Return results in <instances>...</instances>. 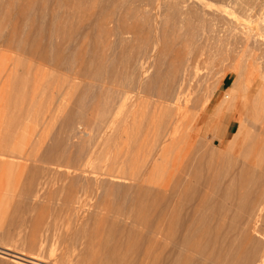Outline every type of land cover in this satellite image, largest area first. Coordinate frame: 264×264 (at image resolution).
<instances>
[{
  "label": "rangeland",
  "instance_id": "1",
  "mask_svg": "<svg viewBox=\"0 0 264 264\" xmlns=\"http://www.w3.org/2000/svg\"><path fill=\"white\" fill-rule=\"evenodd\" d=\"M237 2L245 1L0 0V264H262L264 117L259 118L262 125L247 121L250 142L230 153L241 122L235 115H217L218 102L239 77L248 89L240 111L264 90V34L257 31L264 25V12L252 15ZM184 73L183 106L177 104V94L174 98L176 91L166 94V88ZM206 99L210 103L203 110ZM261 104L264 112V97ZM176 124L182 126L180 143L162 150L159 171L146 176L143 169L142 183L118 181L134 178L130 168L135 158ZM213 154H224V159ZM166 179L172 184L167 195L177 186L184 202L193 201L198 218L207 215L213 238L225 234H218L219 244L209 241L202 255L193 253L182 262L171 257L172 237L166 250L154 225L147 226L146 219L154 220L155 213L143 214L138 207L139 201L157 203ZM82 186L90 191L84 193ZM213 222L223 230L217 232ZM225 223L234 230L228 233ZM200 227L197 233L204 235L201 231L208 230ZM229 240L234 247L225 255L241 249L240 260L209 257L228 247Z\"/></svg>",
  "mask_w": 264,
  "mask_h": 264
},
{
  "label": "bare ground",
  "instance_id": "2",
  "mask_svg": "<svg viewBox=\"0 0 264 264\" xmlns=\"http://www.w3.org/2000/svg\"><path fill=\"white\" fill-rule=\"evenodd\" d=\"M116 1V0H115ZM118 1V0H117ZM175 1V0H174ZM237 1H241V0H237ZM245 2H243L242 4H240V3H236V5L238 6V5H240L241 7H242V10H244L245 12H247V11H249L250 13H251V11H252V15H255V16H257V14H260V12H264V1L263 2H259V0H251L250 2L249 1H246V0H244ZM262 1V0H261ZM246 2H248V3H246ZM176 3V2H175ZM198 4V3H197ZM183 5V4H182ZM167 6V5H166ZM236 7V6H235ZM164 8V7H163ZM240 8V7H239ZM180 9V8H179ZM195 9V8H194ZM237 9V8H236ZM178 10V9H177ZM241 10V11H242ZM175 11V10H174ZM177 12H180V10H178ZM244 14V13H243ZM251 15V16H252ZM240 16V15H239ZM249 16V18L251 17L250 15H248ZM264 16V15H263ZM175 17V16H174ZM183 17V16H182ZM188 17H190V16H188ZM187 17V18H188ZM205 17V16H204ZM258 17H260V16H258ZM177 18V17H176ZM175 18V19H176ZM251 18H253V17H251ZM210 19V18H209ZM185 20V19H184ZM190 20V19H189ZM253 20V19H252ZM254 20H255V18H254ZM178 21V20H177ZM180 21V20H179ZM183 21V20H182ZM187 21H188V19H187ZM231 21V20H230ZM259 21V20H258ZM257 21V22H258ZM225 23V22H224ZM223 23V24H224ZM220 24V23H219ZM238 24V23H237ZM262 24H263V21H262ZM236 25V24H235ZM240 25V24H239ZM248 25V24H247ZM255 25V24H254ZM257 25V24H256ZM258 25H259V23H258ZM220 27V26H219ZM238 28H240V27H238ZM250 29V28H249ZM258 29L260 30V31H262L263 32V34H264V25H262V26H260V27H258L257 28V31H258ZM125 30V29H124ZM136 31V30H135ZM139 31V30H138ZM173 32V31H172ZM241 32V31H240ZM247 32V31H246ZM134 33H136V32H134ZM139 33V32H138ZM193 33V32H192ZM205 33V32H204ZM227 33V32H226ZM258 33H259V31H258ZM247 34V33H246ZM228 35V34H227ZM245 35V34H244ZM248 35V34H247ZM253 35V34H252ZM255 35H257V34H255ZM260 35V34H259ZM259 35H258V37H259ZM178 36V35H177ZM263 36V35H262ZM168 37V36H167ZM184 37H186V36H184ZM252 37H254V36H252ZM256 37V36H255ZM177 38V37H176ZM243 38V37H242ZM259 38H262V37H259ZM185 39V38H184ZM199 39V38H198ZM244 39H246V36L244 37ZM247 39H248V37H247ZM252 39H255V38H252ZM142 40V39H141ZM242 41H244V40H242ZM259 41V40H258ZM258 41H257V43H258ZM262 41H263V38H262ZM244 42H246V41H244ZM249 41H247V43H248ZM261 42V41H260ZM147 43H150V41L149 42H147ZM185 43V42H184ZM184 43H181V45L182 44H184ZM202 43V42H201ZM246 43V44H247ZM263 43V42H262ZM167 44H169V43H167ZM241 45H242V43H241ZM165 46V45H164ZM170 46V45H169ZM250 46V45H249ZM252 46V45H251ZM166 47V46H165ZM199 47V46H198ZM239 47V46H238ZM262 47H264V46H262ZM200 48V47H199ZM35 49V48H34ZM143 49V48H142ZM183 49V48H182ZM262 49H264V48H262ZM138 50V49H137ZM192 50V49H191ZM167 51V50H166ZM228 51V50H227ZM177 52V51H176ZM187 52H189L188 50H187ZM203 52V51H202ZM174 53V52H173ZM195 53V52H194ZM228 53V52H227ZM241 53V52H240ZM236 54V53H235ZM238 54V53H237ZM167 55V54H166ZM180 55H181V53H180ZM264 56V55H263ZM138 57V56H137ZM179 57H181V56H179ZM179 57L177 58V60L179 59ZM209 57V56H208ZM262 57V56H261ZM163 58V57H162ZM195 58V57H194ZM230 59V58H229ZM259 59V58H258ZM257 59V60H258ZM263 59V58H262ZM182 60V59H181ZM210 60V59H209ZM233 60V59H232ZM260 60V59H259ZM205 60H203V62H204ZM211 61V60H210ZM179 62H180V60H179ZM187 62V61H186ZM258 62V61H257ZM264 62V61H263ZM206 63V62H205ZM216 63V62H215ZM258 64H260V63H258ZM261 64H262V62H261ZM211 65V64H210ZM209 65V66H210ZM264 65V64H263ZM128 67V66H127ZM176 67H178V66H176ZM136 68V67H135ZM179 68V67H178ZM181 68V67H180ZM210 69V68H209ZM208 69V70H209ZM176 70V69H175ZM173 71V70H172ZM179 71V70H178ZM225 72V71H224ZM175 73H176V71H175ZM208 73H210V71L208 72ZM169 73H167V75H168ZM173 74V73H172ZM179 75H180V73H179ZM178 75V76H179ZM188 75V74H187ZM191 75V74H190ZM205 75V74H204ZM211 75V74H210ZM171 76V75H170ZM175 76V75H174ZM199 76V75H198ZM202 76V75H201ZM126 77V76H125ZM188 76H186V74L184 73V76L182 75V76H179V77H173L174 78V81H173V79L171 80V81H173L174 82V84L171 82V84H173L172 86H171V88L168 86L166 89H168L167 90V92H166V94H168L169 93V91H173V90H175L176 91V93H174V95L175 94H177V97H176V95L174 96V98L176 97V102H177V104H179L180 105V103L182 104V103H184V102H182V101H184L185 99H186V97H185V99L183 100V98L181 99L180 97L181 96H183V94H182V92H183V90L186 88V86L187 85H185V82H186V78H187ZM192 77V76H191ZM128 78V77H127ZM163 78V77H162ZM193 78V77H192ZM191 78V79H192ZM164 79V78H163ZM166 79V78H165ZM118 80V79H117ZM205 81V80H204ZM203 81V82H204ZM247 81V80H246ZM201 82V81H200ZM167 83V82H166ZM187 83V82H186ZM245 80H243V78H241V77H239V79H237L236 81H235V83H234V86L232 87V89H231V92H230V94L229 95H226V94H224V95H226V96H224L225 97V99L224 100H222L219 104H218V108H217V115H219L218 116V119H220L222 116H224V114H231V115H235V119L237 120H239L240 122H241V130H239V132H238V134L237 135H235V137H234V139L232 140V142L230 143V146H229V152L230 153H233V152H235V153H237V150H239V149H242V148H244V146H246L247 145V143L248 142H250V139H251V137H252V133L250 132V130L247 128V127H249V124L247 123V121H249V122H252L253 124H255V125H262L260 122H259V117H260V115H256V116H253V114H254V110H255V107L256 106H253L252 108H250V110H247V111H240L239 109H240V107H241V105L243 104L242 103V100H245L246 101V99L247 98H245V96L243 95V93H245V92H247L248 91V89L246 88V86H245ZM167 84H169V83H167ZM190 84V83H189ZM188 84V85H189ZM150 86V85H149ZM185 86V87H184ZM120 87V86H119ZM192 87V86H191ZM198 87V86H197ZM199 87H200V84H199ZM193 88V87H192ZM191 88V89H192ZM205 88V87H204ZM165 89V90H166ZM169 89H171V90H169ZM137 90V89H136ZM151 90V89H150ZM149 90V91H150ZM163 89H160V91H162ZM185 90H187V88L185 89ZM185 90H184V92L183 93H185V95H186V93L187 92H185ZM197 90V89H196ZM245 90V91H244ZM121 91V90H120ZM158 91H159V89H158ZM189 91H191V90H189ZM195 91V90H194ZM127 92V91H126ZM142 93V92H141ZM170 94V93H169ZM247 94V93H246ZM245 94V95H246ZM139 95V94H138ZM192 94L190 93V95L189 96H191ZM195 95V94H194ZM153 96V95H152ZM165 96H167V95H165ZM156 97V96H155ZM168 97V96H167ZM170 97V96H169ZM184 97V96H183ZM262 97H264V90L261 92V94H259V96H258V99H257V101L259 102V101H261L262 100ZM173 98V97H172ZM174 98L173 99H171V100H174ZM188 98V97H187ZM243 98V99H242ZM120 99V98H119ZM189 99V98H188ZM192 99V98H191ZM200 99V98H199ZM161 100V99H160ZM168 100V99H167ZM174 100V101H175ZM207 100V99H206ZM170 101V100H169ZM173 101V102H174ZM191 100L189 99L188 101H186L188 104H190L191 102H190ZM193 101V100H192ZM172 102V101H171ZM172 102V104H174ZM195 102V101H194ZM170 103V102H169ZM199 103V102H198ZM202 103V102H201ZM209 103H210V100H207L204 104H203V110L209 105ZM196 104V103H195ZM116 105V104H115ZM183 106H184V104H182ZM198 105V104H197ZM178 106V105H177ZM201 106V105H200ZM188 107H191V104L189 105V106H187V108ZM134 108V107H133ZM172 108V107H171ZM180 108V107H179ZM183 111H184V109L183 108H181ZM188 110V109H187ZM192 110H194L193 109V106H192ZM182 111V112H183ZM195 111V110H194ZM185 112H187V111H185ZM203 112V111H202ZM180 113V112H179ZM181 114V113H180ZM216 115V116H217ZM179 116V115H178ZM181 116H182V114H181ZM192 117V116H191ZM261 117H264V113L262 114V116ZM140 118V116L138 115V118H137V120H141V119H139ZM199 119V118H198ZM178 120V119H177ZM187 120H189V119H187ZM191 120V119H190ZM70 121V120H69ZM74 121V120H73ZM192 121V120H191ZM220 121V120H219ZM118 122V121H117ZM140 121H138V123H139ZM205 122V121H204ZM161 123H163V122H161ZM162 125H164V124H162ZM161 125V126H162ZM192 125H193V123H192ZM195 125H197V124H195ZM201 125V124H200ZM202 125H203V123H202ZM68 126V125H67ZM194 126V125H193ZM114 127V126H113ZM168 127H169V125L167 124V126H165L164 128L165 129H168ZM181 125L179 126L178 124H176V126H174V127H170L169 129V133H167L168 135H165L164 137H162L163 135L161 134L160 135V138H159V143H158V141L155 143V145H153V147L157 150L160 146H161V150L159 151L158 150V153L155 151V149L154 148H150V149H145L144 151H143V154L141 155V154H139L136 158H135V160H134V162H132V165H131V168H130V170L132 169V173H133V176H134V178H124V177H119L118 178V181H125V182H127V181H141V183H142V181H143V179L141 178V176H140V174H141V171L143 172V169H144V171L146 172V176H148L149 174L150 175H152L154 172H156V171H159V163H161L160 161H162L163 160V157L161 156L162 155V150L163 149H166L167 147H168V145H172V144H174V145H178L179 143H180V140H179V133H180V130H181ZM188 127V126H187ZM198 128H199V124H198V126H197ZM202 127V126H201ZM259 128V127H258ZM189 129V128H188ZM193 129H195V128H193ZM191 130V129H190ZM187 131V130H186ZM188 132V131H187ZM186 133V132H185ZM187 134H189V133H186V136L185 137H189V136H187ZM194 134V133H193ZM182 136V135H181ZM180 136V137H181ZM195 136V135H194ZM183 137V136H182ZM199 138V137H198ZM196 139V138H195ZM232 139V138H231ZM198 140V139H197ZM187 141V140H186ZM190 140L188 139V142H189ZM194 141V140H193ZM192 141V142H193ZM184 143V142H183ZM160 144V145H159ZM185 144H187V142L185 143ZM184 144V145H185ZM188 144H190V142L188 143ZM193 144V143H192ZM250 144V143H249ZM143 145H146V143H141L140 144V146L142 147ZM185 146H187V145H185ZM184 146V147H185ZM193 147H194V145H193ZM58 148V147H57ZM53 149V148H52ZM183 149V148H182ZM187 150V149H186ZM118 151V150H117ZM193 151V150H192ZM202 152V151H201ZM192 153V152H191ZM203 153V152H202ZM224 153V152H223ZM51 154H52V151H51ZM189 154H190V151H189ZM222 154V153H221ZM49 155V154H48ZM202 155V154H201ZM205 155V154H204ZM203 155V156H204ZM214 155V154H213ZM224 155V154H223ZM222 155V156H223ZM188 156V155H187ZM215 156V155H214ZM222 156H220L219 157V155L217 156V157H219L220 158V160L222 161V159H224V157H222ZM179 157H180V155H179ZM206 158V160L207 161H209L208 159H207V156H205ZM216 157V156H215ZM215 157H211L212 159H214ZM216 157V158H217ZM221 157H222V159H221ZM46 158V157H45ZM66 158V157H65ZM193 157H191V159H192ZM209 158V157H208ZM49 159V158H48ZM194 159V158H193ZM192 159V160H193ZM202 159H203V157H202ZM210 159V158H209ZM254 159V158H253ZM65 160V159H64ZM72 160H74V159H72ZM182 160V159H181ZM185 160V159H184ZM198 160V159H197ZM205 160V161H206ZM237 160V159H236ZM152 161V162H151ZM188 161V160H187ZM196 161V160H195ZM199 161H201V158H200V160ZM225 161V160H224ZM48 162H50V160L48 161ZM53 162V161H52ZM189 162H190V160H189ZM198 162V161H197ZM250 162V164H251V162H253V161H249ZM249 162H248V164H249ZM56 163V162H55ZM174 163V162H173ZM178 163V162H177ZM204 163V162H203ZM58 164H60V163H58ZM71 164V163H70ZM211 164H212V162H211ZM223 164V163H222ZM229 164V163H228ZM116 166H117V164H115ZM113 167L112 169H114V171L113 172H115V173H117L118 172V169H117V167ZM217 166V165H216ZM221 166V165H220ZM76 167H77V165H76ZM177 167V166H176ZM175 167V168H176ZM186 167V166H185ZM196 167V166H195ZM201 167H202V165H201ZM219 167V166H218ZM225 167V166H224ZM33 168V167H32ZM178 168V167H177ZM209 168H211V166L209 167ZM215 168V167H214ZM30 169H31V167H30ZM46 169V168H45ZM173 169V168H172ZM184 169V168H183ZM188 168H186V170H187ZM207 169V168H206ZM213 169V168H212ZM44 170V169H43ZM177 170V169H176ZM176 170L174 171V172H176ZM185 170V169H184ZM210 170V169H209ZM31 171V170H30ZM121 173H123L124 171L121 169V170H119ZM213 171V170H212ZM42 172V170L40 171V173ZM47 172V171H46ZM108 172H112V170H110V171H108ZM145 172H143L142 173V175L145 173ZM210 172V171H209ZM215 172V171H214ZM241 172V171H240ZM262 172H263V170H262ZM51 173V172H50ZM172 173V172H171ZM177 173V172H176ZM179 173V172H178ZM195 173V172H194ZM80 174H81V172H80ZM199 174V173H198ZM201 174H202V172H201ZM50 175V174H49ZM63 175V174H62ZM61 175V176H62ZM82 175H83V172H82ZM168 175H170V173L168 174ZM208 175H209V173H208ZM33 177H34V175H32ZM84 176V175H83ZM86 176V175H85ZM84 176V177H85ZM88 176V175H87ZM91 176V175H90ZM93 176V175H92ZM177 177H180L179 176V174L178 175H176ZM176 176H174V177H176ZM195 176V175H194ZM193 176V177H194ZM201 176V175H200ZM54 177V176H53ZM83 177V178H84ZM172 176H170V178H171ZM186 177V176H185ZM197 177H198V175H197ZM196 177V178H197ZM31 178V177H30ZM48 178V177H47ZM86 178V177H85ZM85 178L83 179V180H85ZM110 178H112V177H110ZM206 178V177H205ZM116 179V178H115ZM174 179H176V178H173V180ZM179 179H181V178H179ZM192 179V178H191ZM258 179H259V177H258ZM261 179V178H260ZM262 179H263V177H262ZM36 180V179H35ZM48 180V179H47ZM87 180V179H86ZM114 180V179H113ZM167 180V181H166ZM165 180V182H164V184L162 185L163 186V192H162V188H161V194H159L158 193V195L156 196V199L158 200V202L157 203H155V200H151V202H147V204L143 201H139V204H138V207H139V209L143 212V214L144 213H148L149 212V214L150 213H152L153 215L152 216H154V213H155V216L154 217H156V218H154V220L152 219V218H149V219H146L147 220V222H146V220H144V222H146L147 223V226L148 225H150V226H152V225H154L153 226V228L154 229H156V231H158L159 233V235L158 236H160V239H163V242L165 241L166 243L164 244V245H166V244H168V245H172V247L171 246H168V245H166V246H164L165 247V249L166 250H168V247H171V249H172V251H171V257H173L172 255H175V257L174 258H176V260L178 261V262H182L183 260H187L188 258H190V256H192L191 254H193V253H195V254H199V255H202L203 254V249L206 247H209V246H205V244H210L209 243V241H212L213 240V245H215V244H217L218 242H217V240L219 241V236L221 235V233H218V234H220L219 236H218V234L216 235V237L215 238H213V235L210 233V230H208L207 228H206V226L208 227L209 226V218L208 217H206L207 215H204L205 217H201V218H198V217H200V216H198L197 214H199V213H197L198 211H194L193 210V204H191V202L193 203V201L191 200V201H187L186 200V202H184V198H181V196L176 192V191H178L177 189V186L176 185H178V183H176V185L174 184V186H176L175 187V189L176 190H174V189H172V190H174V191H172L171 193H169V195H167V190H168V188L169 187H171V179H166ZM194 180H197V179H194ZM194 180H192V181H194ZM32 181H33V178H32ZM72 181H73V179H72ZM89 181V180H88ZM87 181V182H88ZM99 181V180H98ZM175 181V180H174ZM207 181V180H206ZM51 182V181H50ZM61 182V181H60ZM64 182V181H63ZM87 182H86V184H87ZM97 182V181H96ZM176 182H178V181H176ZM179 182H181V181H179ZM201 182V181H200ZM253 182H254V180H253ZM29 183H31V182H29ZM54 183V182H53ZM73 183V182H72ZM85 183V182H84ZM153 183V182H152ZM172 183H173V181H172ZM175 183V182H174ZM182 183V182H181ZM189 183H191V181L189 182ZM196 183V182H195ZM263 183H264V181H263ZM57 184V183H56ZM80 184V183H79ZM82 184V183H81ZM90 184H92V182L90 183L89 182V184H88V188H90L89 187V185ZM180 184V183H179ZM206 184V183H205ZM259 184H260V182H259ZM30 185V184H29ZM34 185V184H33ZM71 185V184H70ZM95 185H96V183H95ZM146 185H148V184H146ZM156 185V184H155ZM208 185V184H207ZM231 185V184H230ZM245 185V184H244ZM261 185V184H260ZM40 186V185H39ZM41 186H42V184H41ZM51 186V185H50ZM54 186V185H53ZM92 186V185H91ZM100 186H101V184H100ZM99 186V187H100ZM140 186H142V185H139V187ZM144 186L145 185H143L142 187H140L141 189L142 188H144ZM154 186V185H153ZM52 187V186H51ZM80 187H81V185H80ZM79 187V189H81ZM86 187H87V185H86ZM96 188H97V186H95ZM99 187H98V189H99ZM104 186H102V188H103ZM185 187V186H184ZM237 187V186H236ZM240 187V186H239ZM257 187H259V186H257ZM256 187V188H257ZM43 187H41V189H42ZM69 188V187H68ZM71 189H70V193H72L73 192V190H74V192L73 193H75L76 191H75V189H73V186L71 185V187H70ZM140 188H138L139 189V191H140ZM185 188H187V187H185ZM206 188V187H205ZM224 188V187H223ZM234 188V187H233ZM251 188V187H250ZM26 189V188H25ZM28 189V188H27ZM32 189V188H31ZM40 188L38 187V191H40L39 190ZM46 189V188H45ZM78 189V188H77ZM83 189H85L83 186H82V190ZM91 189V188H90ZM90 189L89 190H83V191H85L84 193H86L87 191L89 192L90 191ZM95 189V188H94ZM101 189V188H100ZM99 189V190H100ZM153 189V188H152ZM158 189H160V188H157V190ZM189 189V188H188ZM200 189H201V187H200ZM229 189V188H228ZM262 189V188H261ZM260 189V190H261ZM30 190V189H29ZM36 190V191H37ZM56 190H60V189H56ZM61 190H64L63 188L61 189ZM82 190H80V193L82 192ZM147 189H145V190H143V192L144 191H146ZM156 190V189H155ZM206 190V189H205ZM246 190V189H245ZM249 190V189H248ZM248 190H247V192H248ZM252 190H253V188H252ZM21 191H23V189L21 190ZM65 191V190H64ZM179 191H180V189H179ZM190 191V190H189ZM200 191V190H199ZM233 191V190H232ZM257 191H259V190H257ZM263 191V190H262ZM31 192H33V191H31ZM41 192H42V190H41ZM47 192V191H46ZM60 192V191H59ZM69 192V191H68ZM94 192V191H93ZM96 192V191H95ZM154 192V191H153ZM153 192H151L152 194H153ZM158 192H159V190H158ZM240 192V191H239ZM245 192V191H244ZM246 192V193H247ZM255 192V191H254ZM261 192V191H260ZM38 193V192H37ZM52 193V192H51ZM63 193V192H62ZM72 193V194H73ZM78 193V192H77ZM76 193V194H77ZM83 193V192H82ZM140 193H141V191H140ZM226 193V192H225ZM249 193H251V192H249ZM249 193H247V194H249ZM262 193H264V192H262ZM261 193V194H262ZM19 194V193H18ZM46 194V193H45ZM72 194H71V196H72ZM145 194H148L147 193V191L145 192ZM207 194V193H206ZM232 194V193H231ZM22 195V194H21ZM50 195V194H49ZM55 195H56V192H55ZM78 195H79V193L75 196V199H76V197H78ZM150 193L148 194V197H150ZM155 195H156V193H155ZM154 195V196H155ZM179 195V196H178ZM243 195V194H242ZM28 196H29V194H28ZM51 196H53V195H51ZM59 196V195H58ZM61 196V195H60ZM69 197H70V195H68ZM73 196H74V194H73ZM159 196V197H158ZM247 196V195H246ZM256 196V195H255ZM259 196V195H258ZM22 197V196H21ZM48 197V196H47ZM55 197V196H54ZM64 197H66V196H64ZM64 197H63V199H64ZM139 197V196H138ZM226 197V196H225ZM17 198V197H16ZM50 198H52V197H50ZM56 198V197H55ZM71 198V197H70ZM73 198V197H72ZM134 198V197H133ZM154 198V197H153ZM180 198H181V201H180ZM243 198V197H242ZM250 198V197H249ZM62 199V198H61ZM74 199V198H73ZM141 199V198H140ZM139 199V200H140ZM146 199V198H145ZM155 199V198H154ZM183 199V200H182ZM205 199V198H204ZM245 199H246V197H245ZM244 199V200H245ZM65 200H67V199H65ZM133 200V199H132ZM135 201H138L137 200V198L136 199H134ZM189 200V199H188ZM207 200V199H206ZM249 200V199H248ZM62 201V200H61ZM70 201V200H69ZM72 201V200H71ZM74 201V200H73ZM72 201V202H73ZM183 201V202H182ZM211 201V200H210ZM257 201V200H256ZM261 201V200H260ZM64 202V201H63ZM188 202H189V205H188ZM248 202V201H247ZM259 202V201H258ZM67 203V202H66ZM69 203V202H68ZM118 203V202H117ZM131 203V206H133V204H136L137 205V203H133L132 204V202H130ZM129 203V204H130ZM212 203V202H211ZM255 203V202H254ZM71 204V203H70ZM201 204V203H200ZM241 204H243V203H241ZM240 204V205H241ZM257 204H259V203H257ZM66 205V204H65ZM135 205V206H136ZM140 205V206H139ZM157 206V209H156V206ZM196 205V204H195ZM256 205V204H255ZM18 206V205H17ZM16 206V207H17ZM201 206V205H200ZM262 206H264V205H262ZM69 207V206H68ZM118 207H120V206H118ZM137 207V206H136ZM240 208V207H239ZM245 208H247V207H245ZM125 209V208H124ZM128 209H129V207H128ZM150 209H152L151 211H149ZM195 209H197V208H195ZM241 209V208H240ZM126 210V209H125ZM153 210L155 211V212H153ZM116 211V210H115ZM119 211H120V209H119ZM131 211V210H130ZM136 211H138V209L136 210ZM218 211V210H217ZM123 212V211H122ZM133 212V211H132ZM219 212V211H218ZM230 212V211H229ZM118 213V212H117ZM128 213V212H127ZM197 213V214H196ZM215 213V212H214ZM255 213V212H254ZM119 214V213H118ZM122 213H120V215H121ZM124 214V213H123ZM126 214V213H125ZM124 214V215H125ZM216 214V213H215ZM218 214H221V216H223L222 214V212L221 213H218ZM240 214V213H239ZM128 215V214H127ZM138 215H140V213L138 212ZM142 215V214H141ZM255 215V214H254ZM211 216H212V214H211ZM230 216V215H229ZM129 217V216H128ZM219 217V216H218ZM250 217V216H249ZM256 217V216H255ZM132 218V217H131ZM134 218V217H133ZM144 218V217H143ZM146 218H147V216H146ZM213 218H214V216H213ZM213 218H211L212 220H214ZM216 218V217H215ZM225 218V217H224ZM135 219V218H134ZM211 219H210V222H211ZM217 219V218H216ZM219 219V218H218ZM223 219V218H222ZM246 219V218H245ZM149 220H152V221H150L149 222ZM220 220V219H219ZM233 220H234V218H233ZM232 220V221H233ZM237 220V221H236ZM235 220V222H238V219H236ZM135 221V220H134ZM138 221V219H136V221L135 222H137ZM140 221V220H139ZM225 221V220H224ZM230 221V220H229ZM231 221V222H232ZM135 222H133V223H135ZM234 222V221H233ZM137 223H139V222H137ZM143 222L141 221V224H142ZM214 223V225L216 224L215 222H213ZM213 223H210V224H213ZM227 223V222H226ZM225 223V227H228V226H226V225H228V224H226ZM136 224V223H135ZM218 224V223H217ZM217 224L215 225V227L213 226V228H216V226H217ZM221 224V223H220ZM236 224V223H235ZM234 224V225H235ZM257 224V223H256ZM200 225L202 226V227H205L206 228V230H208V231H204L205 229H201L202 231L201 232H203V234L204 235H200L201 233H200V231H199V229L201 228L200 227ZM200 228H199V227ZM221 226H222V224H221ZM238 226V225H237ZM210 228H211V226H209ZM208 227V228H209ZM234 227V226H233ZM242 227V226H241ZM198 228V229H197ZM218 228H219V230L217 231V232H221L222 230H223V228H222V230H221V228L219 227V225H218ZM231 228V227H230ZM229 227H228V233H230L231 231H229V230H234V228H231L230 229ZM212 229V228H211ZM216 229L214 230V232L216 231ZM151 230H153L152 228H151ZM130 231V230H129ZM154 231V230H153ZM152 231V232H153ZM197 231H199V233L200 234H198L197 233ZM212 231V230H211ZM133 232V231H132ZM213 232V231H212ZM216 232V233H217ZM224 232H226V231H224ZM233 232H235V231H233ZM223 233V232H222ZM151 235V234H150ZM157 235H155V236H157ZM222 235H224L225 236V234L223 233ZM221 235V237H223ZM246 235V234H245ZM152 236H154L153 234H152ZM152 236H150V237H152ZM154 236V237H155ZM158 236H157V238H158ZM217 236H218V238H217ZM230 236V235H229ZM239 236H240V234H239ZM163 237V238H162ZM168 237H169V239H168ZM170 237H172V239L170 238ZM156 237H155V241H156V239H157ZM166 238V239H165ZM224 238V237H223ZM223 238H220V239H222L223 240ZM150 239H152V238H150ZM171 239V241L173 240V242L171 243V241H169L170 242V244H169V242L167 241V240H170ZM254 239V238H253ZM158 240V239H157ZM225 240H226V238H225ZM224 240V241H225ZM249 240V239H248ZM153 241V240H152ZM162 241V240H161ZM216 241V242H215ZM160 242V241H159ZM168 242V243H167ZM205 242V243H204ZM215 242V243H214ZM228 242V241H227ZM231 241L229 240V244H228V247H226L227 245H225V247H224V250L222 249V251H220L221 250V247L220 248H218V249H220L218 252H220V253H214V251L213 252H210V255H209V257L210 258H214V260L217 258V259H219V260H221V261H223V262H227L229 259H231L230 257H232L233 256V254H231L232 253V250H231V248H232V246L234 247V244L232 245V243H230ZM245 242H248V241H245ZM244 242V243H245ZM220 243V242H219ZM218 243V244H219ZM221 243H222V241H221ZM224 243H226V242H223V245H224ZM242 243V242H241ZM244 243H242L243 245H244ZM251 243V242H250ZM160 244V243H159ZM227 244V243H226ZM237 244V243H236ZM246 244V243H245ZM161 245V244H160ZM212 245V244H211ZM217 246V245H216ZM236 246V245H235ZM238 247V246H237ZM245 247H247V246H245ZM213 248V247H212ZM227 248H229V249H227ZM214 249V248H213ZM231 250V253H229V254H227V255H225V253H227V250ZM233 249V248H232ZM161 250V249H160ZM210 250H212V249H210ZM225 250H226V252H225ZM241 249H239L238 250V252H236V250H235V255L232 257L233 259H234V261L235 260H240V251ZM259 250V249H258ZM240 251V252H239ZM160 252H162V251H160ZM167 252V251H166ZM174 254H173V253ZM204 252H205V250H204ZM230 252V251H229ZM168 253L169 252H167V255H168ZM243 254V253H242ZM159 255V254H158ZM224 255H225V258H223L224 257ZM229 255H230V257H229ZM232 255V256H231ZM248 255H250V254H248ZM163 256V255H162ZM170 256V255H169ZM196 256V255H195ZM206 256V255H205ZM251 256V255H250ZM207 257H208V255H207ZM206 257V258H207ZM195 258V257H194ZM191 259H192V257H191ZM228 259V260H227ZM249 259H250V257H249ZM16 260V259H15ZM19 260V259H18ZM168 260V259H167ZM208 260V259H207ZM206 260V261H207ZM242 260H243V258H242ZM241 260V261H242ZM253 260V259H252ZM241 261H239V263L241 262ZM244 261V260H243ZM250 262H251V260H249ZM19 262H20V260H19ZM172 262V261H171ZM176 262V261H175ZM191 262V261H190ZM16 263H18V262H16ZM25 263V262H24ZM177 263V262H176ZM188 263H189V261H188ZM205 264V262H202V264ZM213 263H215L216 264V261L214 262V261H212L211 262V264H213ZM228 263V262H227ZM229 263H233V264H235V262H233V260H232V262L230 261ZM31 264H33V263H31ZM187 264V263H186ZM226 264V263H225ZM248 264V263H247ZM262 264H264V260L262 261Z\"/></svg>",
  "mask_w": 264,
  "mask_h": 264
},
{
  "label": "crops",
  "instance_id": "3",
  "mask_svg": "<svg viewBox=\"0 0 264 264\" xmlns=\"http://www.w3.org/2000/svg\"><path fill=\"white\" fill-rule=\"evenodd\" d=\"M258 96H259V94H256L255 95V97H254V103H253V105H250L249 107H248V109L247 110H250V108H252L253 106H256L255 107V110H254V114H253V116H256V115H260V117L262 116V114L264 113L263 111H262V100L261 101H257V99H258ZM223 99H221L219 102H218V104L222 101ZM217 108H218V105H217ZM247 110H245V111H247ZM259 117V118H260ZM237 134H238V132H237ZM236 134V135H237ZM234 139V138H233Z\"/></svg>",
  "mask_w": 264,
  "mask_h": 264
}]
</instances>
